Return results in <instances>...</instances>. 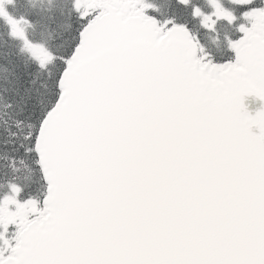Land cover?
I'll return each instance as SVG.
<instances>
[{"label": "snow or ice", "instance_id": "obj_1", "mask_svg": "<svg viewBox=\"0 0 264 264\" xmlns=\"http://www.w3.org/2000/svg\"><path fill=\"white\" fill-rule=\"evenodd\" d=\"M0 264H264V0H0Z\"/></svg>", "mask_w": 264, "mask_h": 264}, {"label": "water", "instance_id": "obj_2", "mask_svg": "<svg viewBox=\"0 0 264 264\" xmlns=\"http://www.w3.org/2000/svg\"><path fill=\"white\" fill-rule=\"evenodd\" d=\"M244 103L248 110L254 114L255 111L260 108L262 102L258 98L249 96L245 98Z\"/></svg>", "mask_w": 264, "mask_h": 264}]
</instances>
